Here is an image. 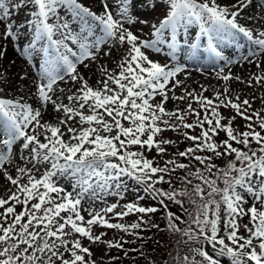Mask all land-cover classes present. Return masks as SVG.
<instances>
[{
    "label": "snow or ice",
    "instance_id": "6c2138e0",
    "mask_svg": "<svg viewBox=\"0 0 264 264\" xmlns=\"http://www.w3.org/2000/svg\"><path fill=\"white\" fill-rule=\"evenodd\" d=\"M16 4L33 6V39L22 46L23 54L31 58L45 38L50 44L39 45L44 62L32 81L37 106L23 97L9 98L8 70L0 69V176L8 184L0 195V264H97L92 244L127 257L137 249L125 250L123 237L106 240L107 233H96L94 227L119 230L143 247L142 233L160 230L153 220L157 213H163L167 230L178 234L177 249L186 247L183 255L176 251L171 264H223L224 257L230 264H264V95L242 98L231 86L234 81L264 89V0H167V14L152 25L154 39H141L132 30L137 23H149L136 14L138 4L155 7L148 0H100L99 12L80 0ZM257 7V14L249 13ZM65 8L78 24L59 18L58 9ZM10 16V6L0 0V23L9 21L3 38L17 41ZM191 24L199 26L201 42L206 40L220 60H225L221 41L237 35L246 39L247 54L226 63L254 64L257 71L245 77L220 67L215 76L224 82L222 91L205 96L209 87L201 85L199 92L185 87L184 95H176L175 89L184 85L179 75L190 76L187 66L162 65L146 50L160 52L159 45L166 43L175 60L183 43L178 33ZM56 33L60 38L54 39ZM124 45L125 54L114 67L101 62V56L112 60L113 51ZM192 47L200 45L193 40ZM6 51L0 50V59ZM92 64L98 66L95 84L80 71ZM62 82L71 86L60 87ZM257 99L260 109L253 107ZM170 100L187 105L169 110ZM49 106L56 114L52 121L44 119ZM221 108L235 115L225 117ZM237 116L246 122L243 131L233 126ZM169 130L191 143L169 154L168 147L177 144L163 136ZM221 132L223 140L218 139ZM153 149L162 164L145 154ZM217 158L226 160L223 167ZM128 181L134 183L136 200L107 203L109 196L124 199ZM86 199L105 206L85 208ZM145 199L154 203H140ZM173 204L183 215L171 210ZM133 214L135 222H121ZM245 217L248 222L242 223Z\"/></svg>",
    "mask_w": 264,
    "mask_h": 264
},
{
    "label": "rangeland",
    "instance_id": "374dc122",
    "mask_svg": "<svg viewBox=\"0 0 264 264\" xmlns=\"http://www.w3.org/2000/svg\"><path fill=\"white\" fill-rule=\"evenodd\" d=\"M89 1L90 0H80V2L83 3L85 6H88L90 8L93 7V8H91L93 11L99 12L100 8H101L100 0H97V1H99L98 2L99 5L97 3L94 4L92 2V0L90 1L91 3H88ZM228 2H234V0H228ZM6 3L10 6V13H11L10 22L14 26V30L16 31V33L18 34L20 39L17 41L4 39L3 38V33L5 31L4 23H7L9 21L6 20L4 23H0V50L6 49V48L7 49L13 48L12 49L13 53H16L15 57L16 58L20 57L22 59L21 61H19V64L17 65V67L14 69V71L10 75L7 73V76L9 78V84H8L7 89H6V94L9 98L14 97L17 100H20L23 97V100L25 102L33 104L34 106H37L36 100H35L34 86L32 84V81H34L38 78V76L40 74V68L38 67V65H42L44 62L43 61V53H42L39 45H43L45 48H47L49 46L50 42L46 38L38 41L36 51H34L32 53V57L29 58V57L25 56L23 54V51H22V46H28L29 41L33 39V32H34V29H33L34 17L32 15L33 6L29 5L28 7H24L22 5H17L16 0H6ZM148 4H155V7L150 8V7L145 6L144 4H138L136 14L139 15L141 19H147L149 21V23L147 25L137 23L132 27V30L134 31V33L139 35L141 37V39H154L155 37L152 36V31H153L152 25H158L159 22L161 20H163V18L167 14V8H168L167 0H148ZM92 5H94V6H92ZM58 13H59V18L61 20L69 22L70 25L74 26V25L79 23V21L76 20L75 16L66 8L62 9V10L58 9ZM49 22L55 23L56 19L50 17ZM198 32H199V26L197 24H191V25H188L186 28L182 29L180 33H178V36L182 35L183 43L178 44V46H177V52H176L175 60H173L172 57L170 56L168 45L166 43L159 45L162 48V51H160V52H156L154 50H146L147 54L149 55V57L152 60L159 62L162 65L171 66L175 63H179L181 65L187 66L186 71L188 73H190V76H186L185 74L179 75L178 78L184 82V85H183V87H178L175 89L176 95H184L185 94L184 93L185 87L189 91L194 89L197 92H199L201 85H203L205 87H209V91L204 93L205 96L212 97L214 95L213 89L222 91L223 86H224V82L218 80L215 76V73L217 71H219L220 67H224L225 71H227L229 68H231L234 73L241 74L245 77L249 73H254L257 71L256 67H254L255 65L253 64L252 67H249L250 70H248V72H244L245 73L244 74L242 72L243 71L242 69L245 68V67H243L244 66L243 64H240V66H236V65H229L226 63V60L229 57L232 58L233 60H238V56L236 55V52H238L242 55L247 51V48L249 46L248 44H244L243 42H236V41H233L230 44V48L228 47L227 50L219 47L220 50H222L224 53L225 60L219 61L220 60L219 59L218 65L215 64L214 66H211V65L198 64L199 58L196 57L195 54H191V59L187 64V60H185V58H179L178 57V50L183 49V48H189L190 46H192L193 40H195L196 44L207 46L206 40L204 42H201L202 38H200L197 35ZM99 34L100 33H98V35ZM56 38H60L59 33H56L54 35V39H56ZM244 46L246 47L245 49H244ZM126 48H127V45H124L119 49V51L114 50L112 53V57H113L112 60H108L107 58L101 56V62H103L109 68L114 67L115 62L118 61L125 54ZM50 50L54 51L55 49H54V47H52ZM36 52H41V55H36ZM6 64L7 63L4 62L3 59H0V69H7ZM198 69H203V71H200ZM94 70L98 71L97 64H92L89 69H85L82 66L80 67V71L86 77L89 76L95 84L96 79H97V75L94 74ZM61 74L63 75V73H61ZM28 76H30V78H31V83L28 81ZM22 77H24L23 79L26 80V82L28 83L29 88L32 89L31 92H32V95L34 96L33 98H29V97L26 98V96L23 94L20 95V93L24 87V83L22 82V80H23ZM70 86H71L70 84H65L63 82L60 83V87L67 88ZM231 86L237 92H239L241 94L242 98L244 95L251 96L253 94V92H255V94L257 96L264 95V89L248 88L247 86L241 85V84L234 82V81L231 82ZM60 99L63 100L65 103H67V101L64 100L63 95H61ZM156 100L159 101L160 97L157 96ZM186 105H187V101L178 102V101L170 100L166 104V107H167V109L172 110L177 106L180 108H185ZM261 106H262L261 101L259 99H257L253 104V107L256 109H260ZM193 107H198V106L195 103H193ZM48 109L50 110L49 114L48 115L46 114L47 116L44 115V119L48 120V121H52L56 114L53 112L51 106H49ZM220 111H221L222 115L225 117L230 118L233 115H235L234 111L231 109L221 108ZM189 120H191V117L189 118ZM245 123L246 122L242 118L237 116L235 121H234L233 126L238 128L239 130L243 131ZM189 131L191 132L192 130H189ZM198 131H199V129L196 130V132H198ZM178 135H179V133L171 131V130L163 133V136L165 138L177 141V144L168 147V153L169 154L177 151V149L178 150L180 149L178 146V140H179L177 138ZM225 138H226L225 134L223 132H221L218 139L223 140ZM145 154L149 158L155 157L157 160L160 161L161 164L163 163V160H161L159 156H156L155 149H153L152 151L145 150ZM167 158H169V157L166 156L165 159H167ZM13 174H15V173L13 172ZM59 183L62 184L64 187L70 189L69 182L66 181L64 178H59ZM7 187H8L7 182L4 180V178L2 176H0V195L5 194V190ZM133 188H134V183L132 181H128V192L125 194L124 199L121 200L119 197L109 196V197H106L107 203L110 204V203L116 202L118 200L121 204L126 203L128 201H135L136 200V193L133 190ZM152 202L153 201L148 200V199H145L144 201H140V203H143V204H150ZM250 203H251V201H250ZM90 204L92 206H94L96 209H99V208H102L105 206V204L101 201H95L93 203V202H90L86 199V201L84 203V207L87 208L90 206ZM84 215L87 217V212H85ZM135 217H136V215H134V214L129 215L128 217H125L123 221L129 220L130 218L133 219ZM245 218H247V217H245ZM123 221H121V222H123ZM113 222H115V221H113ZM94 231L96 233H99L102 231L106 232L107 235H106V237H104V239L112 240L114 237V235L112 234L113 233L112 231H115V230L102 228L100 226H95ZM84 244L86 246H88L89 242L87 240H84ZM90 247H91V251L94 253L93 258L97 260V264H108L109 256L112 253V249L108 250L104 244H92V245H90ZM209 251H211V250L209 249ZM221 260H222L223 264H230L229 258L224 257V258H221Z\"/></svg>",
    "mask_w": 264,
    "mask_h": 264
},
{
    "label": "trees",
    "instance_id": "16d2710c",
    "mask_svg": "<svg viewBox=\"0 0 264 264\" xmlns=\"http://www.w3.org/2000/svg\"><path fill=\"white\" fill-rule=\"evenodd\" d=\"M178 146L179 150H184L191 142L185 141L182 135H178ZM156 153V151H155ZM156 156L157 153H156ZM218 166L223 167L226 163L225 159L217 158L216 161ZM179 170L177 175H179ZM161 187L167 189L168 185L163 184ZM154 203V202H152ZM150 203V204H152ZM147 205V204H146ZM186 207H191L190 205L185 204ZM171 210L176 212L179 215H183V210L179 209L176 205H171ZM135 215V214H134ZM187 219V217H184ZM137 216L135 218H130L129 220L123 221L124 223H132L135 222ZM153 220L160 224V230L157 231L153 229L151 231L143 232V237L145 244L143 247L141 246V242L137 240L135 237L131 235H126L125 233L115 230L112 231L114 237L112 240L120 239V237L124 238L125 243V250L130 249H137V251L129 252V255L125 257L123 252L118 249H112V253L109 256L108 264H149L150 261L155 262V264H165V261H168L171 264L172 256L175 255L176 251L179 250L180 254L183 255L186 251V247L181 246L177 249L176 241L179 238L178 234H173L167 230L165 227L166 221L164 219L163 213H157L153 216ZM248 218H244L242 223H247ZM243 232V229H241ZM111 234V235H112ZM130 241V243H129ZM195 247L196 245H192ZM142 251L144 256H140L139 252ZM118 256L119 259L116 261H112L110 257Z\"/></svg>",
    "mask_w": 264,
    "mask_h": 264
},
{
    "label": "bare ground",
    "instance_id": "6f19581e",
    "mask_svg": "<svg viewBox=\"0 0 264 264\" xmlns=\"http://www.w3.org/2000/svg\"><path fill=\"white\" fill-rule=\"evenodd\" d=\"M91 1V0H90ZM88 2V3H91V2ZM87 2V1H86ZM92 2L94 4H98L99 5V1L97 0H92ZM223 2V0H222ZM85 3V2H84ZM94 6V5H92ZM88 7V6H87ZM93 8V7H91ZM98 9V8H97ZM259 12V8L257 7L255 9V12H253L252 9H249V13H252V14H257ZM233 41H236V42H243L244 44H248V41L244 38H242L240 35H237L235 38L233 39H229V40H225V41H221L220 44H219V47L220 48H224L227 50V48L229 47L230 48V44L233 42ZM14 44V43H13ZM200 45V44H199ZM243 45V44H242ZM203 46V47H202ZM241 46V45H240ZM204 48V49H203ZM246 47L244 46V49ZM7 49V48H6ZM13 49V48H12ZM12 49H7L6 51V55L5 57L3 58V61L6 62V67H7V73L10 75L14 69L17 67V65L19 64V61H21L22 59L19 57V58H16L15 55L16 53H13ZM191 54H195L196 57L199 58L198 60V64H203V65H211V66H214L215 64L218 65L219 64V58L218 57H215V55L213 53H211L209 50H208V47L207 46H204V45H200L199 49H194L192 46H190L189 48H183V49H180L178 50V57L179 58H185V60H187V64L188 62L190 61L191 59ZM247 54V51L242 54V55H245ZM236 55L238 56V59L240 56H242L240 53L236 52ZM15 58V59H14ZM219 60V61H218ZM195 64V63H194ZM197 64V63H196ZM241 64H243L245 67L244 69H242L243 73L244 72H248V70H250L249 67H252V65H249L245 62H241ZM255 67V66H254ZM245 74V73H244ZM247 74V73H246ZM89 75V74H88ZM94 76V75H93ZM89 77V76H88ZM94 78V77H93ZM26 79V78H25ZM28 81L31 83V78L30 76H28ZM22 82L24 83V87L20 93V95H25L26 98H33L34 96L32 95V92L29 91V86H28V83L26 82V80H22ZM90 82H92V84H94V82L92 81V79L90 78ZM49 109L46 110V114L48 115L49 114ZM45 114V115H46ZM46 115V116H47ZM52 116V115H51Z\"/></svg>",
    "mask_w": 264,
    "mask_h": 264
}]
</instances>
